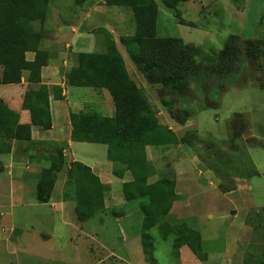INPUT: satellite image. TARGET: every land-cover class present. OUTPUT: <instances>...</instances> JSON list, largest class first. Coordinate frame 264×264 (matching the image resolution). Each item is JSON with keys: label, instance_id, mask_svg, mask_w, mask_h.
<instances>
[{"label": "trees", "instance_id": "trees-1", "mask_svg": "<svg viewBox=\"0 0 264 264\" xmlns=\"http://www.w3.org/2000/svg\"><path fill=\"white\" fill-rule=\"evenodd\" d=\"M86 1L76 0L75 4L82 6ZM161 1L168 9L178 13V6L189 0ZM105 3L111 7L131 9L136 29L133 35L124 36L122 42L137 69L149 82L161 87L162 97L189 96L191 81L207 79L209 73L227 79L229 75H234L243 58L259 60L264 68L263 42L243 41L239 36L231 35L220 52H208L181 39L160 38L156 0H106ZM49 12L50 0H0V85L21 83L25 72H29V82H41L42 68L48 65L50 55L48 50L42 49L44 30H36L34 24H45ZM181 24L187 25L184 22ZM99 32L106 37L105 52L76 54L75 66L64 74L65 83L70 87L107 90L114 102L115 115L104 117L96 112L72 113V141L107 145L114 174L123 176L125 172H130L132 180L123 185L124 195L128 201L146 198V201H140L145 239H149L147 232L157 227L162 238L175 236L173 254L176 258H179V249L188 245L197 259L207 264L209 253L201 233L186 223L172 224L168 220L169 211L178 199L176 180L165 177L149 184L155 168L148 161L147 147L173 146L182 143V140L168 126L160 123L146 94L130 76L112 34L106 29ZM28 53L34 54L33 60L27 58ZM260 88L264 89V82L260 83ZM50 93L58 100L63 99L59 86L49 88L41 85L39 89L26 93L22 108L30 112V124L20 123L19 113L10 110L0 97V147L4 145L10 151L13 142H31L32 125L43 130L52 127ZM164 105L169 106L168 103ZM169 112L181 125L189 119L187 109L179 112L181 116L171 108ZM64 149L60 146L51 158V165L42 170L35 191L37 203L51 200L58 174L65 167ZM3 171L0 161V174ZM108 189L109 186L103 184L89 166L81 162L70 165L65 194L69 193L75 199L78 221H89L104 210ZM261 215H264V207L250 210L247 225L255 230L264 227L263 220L259 219ZM150 244L146 241V253L156 263L148 250ZM251 255L247 253L248 259H244V264H252ZM257 261V264H264V254Z\"/></svg>", "mask_w": 264, "mask_h": 264}, {"label": "rangeland", "instance_id": "rangeland-1", "mask_svg": "<svg viewBox=\"0 0 264 264\" xmlns=\"http://www.w3.org/2000/svg\"><path fill=\"white\" fill-rule=\"evenodd\" d=\"M75 1L50 0V7L52 11H55L56 8L60 10L61 7L64 12L62 19L70 21L68 19L73 17L71 11H74L71 7H77ZM105 1L87 0L83 6L78 7L85 6L92 11L91 17L84 21L81 30L96 34L102 43L101 47L96 46L94 49L91 48V44L83 48L84 52H105L106 37L105 34L99 32L102 29H97L99 26H105L114 31L118 39L117 47L127 60L130 76L144 91L157 113L165 110V115L172 121L175 132L182 140V143L175 145V152L169 157H166L168 153L161 150L159 154L161 158L156 159L157 154L152 150L162 149L161 147H150L149 157L156 166H160L162 174H166L165 176L172 177L173 175L169 171L170 167H167L168 161L171 160L181 164L183 172L194 167L200 171H207L208 175L199 177V180L214 181L215 191H219L220 196L228 194L229 197L221 198L222 202H220V198L214 195L209 196L207 205L210 207L211 203H218L220 211L225 212L228 217L225 219L215 216L214 220L208 219L207 216H210L209 213L214 210L207 208V216L202 218V222L207 219L211 224L215 223L220 235L226 234L232 223L229 233L233 238V251L230 250L227 257L232 263L228 262V264H244V259H248L247 253L252 254L251 258L249 257L251 263L257 264L260 255L264 254V227L255 230L247 225L246 218L250 210H260L264 207V89L260 88V83L264 82V68L261 67L260 61L243 58L234 75H229L227 79H221L217 74L209 73L207 79H201L199 82L191 81L189 96L162 97L160 96L161 87L149 82L137 69L130 59L125 43L122 42L123 36L133 35L136 29L131 9L107 6ZM156 2L159 7L157 32L160 38L181 39L184 43L201 46L208 52H220L231 35H237L243 41L257 40L264 43V0H189L178 6V13L176 10L168 9L161 0H156ZM44 25L34 24L36 30L39 31L44 30ZM48 35L46 34V36ZM83 38L86 41L88 36ZM45 47L51 49L49 45ZM71 55L72 50L69 48L68 58ZM27 58L31 59L32 53H28ZM204 66L207 67L208 64L204 63ZM25 74L28 76L29 72H25L24 76ZM68 90L69 98L73 102L86 101L90 103L95 100V96L99 92L87 87H69ZM106 94L108 98H111L108 91ZM164 103H168L169 106H165ZM83 105L75 106L74 109H80V107H84ZM170 108L175 112L178 111V116H181L179 112L182 109H187L189 119L185 124H179L171 117ZM94 111L97 110L93 103L83 110V112ZM161 120H164L163 115ZM77 148L85 152L83 156H78L82 159L81 161H85L87 156H95L100 160L107 161L108 147L106 145L81 144ZM188 152L193 158L191 162L184 158ZM249 174L255 175L249 176ZM35 176V181L28 180L31 183L28 196L34 191L35 197L36 185L41 178V172L35 173ZM60 178L57 179V189L54 188L53 191L55 198L60 188ZM28 196L26 200H28ZM55 201L57 200L53 202ZM41 208L43 212L53 214L56 221L55 230L52 227H39L37 221L32 224L34 227H31L30 230L34 228V231L28 233V236H21L20 230H16L14 237L19 249L16 253L10 252L12 250H10L7 240L0 239V264H60L61 259L71 262V259L82 260L83 258L81 264H95L97 261L90 252L84 249L72 252V254L63 255L61 253L60 239L69 227L61 223L60 212L51 210V206ZM53 208L57 209L58 206L54 205ZM103 212L104 210L101 211L99 217L98 215L94 216L95 219L92 218L85 223L91 234L94 232L104 233V231L119 234L121 231L138 229L136 225H139V229L141 227V214L138 218L139 223L136 222L134 225L128 226L121 219L110 218L113 217L112 213L109 212L108 215ZM18 214L19 209H16V217ZM259 219L264 222V215H261ZM32 222L30 221V223ZM191 225L197 227L195 224L191 223ZM42 229L55 231L51 241L44 242L41 239L39 231ZM204 235L205 247L220 251L222 248L220 246L223 243L219 244L214 241L211 233L208 235L204 233ZM26 242L28 243L25 244ZM104 255L96 253L94 256L101 259L106 256ZM213 257L211 254L210 259L212 260ZM216 260L213 261V264L220 263ZM132 261L133 259H126L122 264ZM111 263L117 264L114 259H108L106 262V264ZM134 264H139V262L135 260Z\"/></svg>", "mask_w": 264, "mask_h": 264}, {"label": "crops", "instance_id": "crops-1", "mask_svg": "<svg viewBox=\"0 0 264 264\" xmlns=\"http://www.w3.org/2000/svg\"><path fill=\"white\" fill-rule=\"evenodd\" d=\"M78 7L79 6L71 7L74 11H71L73 17L68 19L70 21L62 19L64 12L61 10V7L60 10L56 8L55 11H52L50 7L48 19L44 25L45 35L42 42V49L48 50L50 56L48 65L42 68L41 82H29L27 79L28 76L25 74L22 82L19 84L0 85V97L10 110L19 113L20 123L22 124L31 123L30 112L22 108L24 97L29 90H37L41 85H46L49 88L59 86L62 88L63 96L62 100H58L52 93L49 95L50 114L52 118V127L49 130H43L39 126L32 125L31 142L19 144L13 142L10 151H7V148L4 145L0 147V161H2L4 167V171L0 174V203L5 204H0V239L7 240L10 250H12L10 252L16 253L19 251L17 241L14 237L16 230H20L21 236H28V233L34 231V228L33 230H30V228L34 227L32 224L36 221L39 227H52V229L55 230L56 221L52 216L53 214H48L41 210V207L51 206V210L60 212L61 223L64 226L69 227V229L67 228L65 235L61 234L60 245L62 247H60V250L63 251H61L63 255L67 253L72 254V252L75 253L84 249L85 251L90 252L92 257L97 261L95 264H106L108 259L116 260L117 264L124 263L126 259H133L132 262L127 264H134L135 260H137L139 264H202L188 245H183L179 249V258H176L173 254L175 236L169 235L167 238H162L157 227L148 231L147 234L149 239H145V233L142 230L143 212L140 208V201H146V198L131 201L126 199L123 185L130 182L132 176L130 172H125L123 176L115 175L114 164L108 159V153L107 161L100 160L95 156H91V154H89L91 157L87 156L85 161H81L82 159L78 157L83 156L85 152H82L77 146L92 143L72 141V124L70 115L72 113L83 112L84 108L92 103L97 110L94 112L97 114L104 117H112L115 115L114 102L112 97L108 98L106 94L107 90H98L99 92L95 96V100L90 103L86 101L73 102L69 98L70 92L68 88L70 86L66 85L64 74L75 66V55L78 53H85L83 48H86L91 44V48L93 49L96 46L101 47L102 45L96 34L91 33L90 31L81 30L82 25L85 23L84 21L87 20L88 17H91L92 11L85 6L82 8ZM52 12L53 14L51 15ZM49 29H51V31H48ZM97 29H106L110 32L118 45L117 36L112 29L105 26H99ZM46 34L49 35L46 36ZM85 36H88L86 41L83 38ZM46 45H49L51 49L46 48ZM69 48L72 50L70 58H68ZM122 55L127 65V60L124 54ZM33 59L34 54L32 53V58L29 60ZM1 75L2 67L0 66V78ZM80 104H84V107L74 109L75 106ZM151 108L156 113L160 123L168 126L169 129L175 132V129L172 126V121L165 115V110L163 109L157 113L155 107L151 105ZM162 115L164 116L163 121L161 120ZM60 146L65 148V167L58 174V180L59 177H61L58 194L56 198L52 195V198L48 203H37L34 197V191L28 196V192L30 191L29 185L31 184L28 180L33 179V181H35V173L42 172L44 168L51 165V158L54 152L57 149H60ZM174 147L175 145L163 146L161 147L162 149L157 148L152 151L157 154L156 159H158L161 158L159 155L161 150L168 153L166 157H169L170 154L175 152ZM149 148L150 147H147L146 149L147 158L155 168L154 176L149 179V184H152L162 178L170 176L162 174L160 166L155 165L151 157H149V151H151ZM183 151L185 152L186 150ZM184 158L188 162L193 161L189 152ZM73 162H81L89 166L94 174L99 177L100 181L109 186L105 195V208L103 213H108V215L109 212L112 213L113 217L110 218L117 220L121 219L125 221L128 226L134 225L136 222L139 223L138 218H140L141 214L140 229L139 225H136L138 229H130L126 232L121 231L119 233L120 235L115 232L114 234L113 232L106 231H104V233L94 232L91 234V231L87 229L88 225L85 224L87 221L83 223L78 221L75 212L76 202L73 195L68 193L66 196L65 194L67 173ZM168 163L167 167H170L169 171L173 174L172 178L176 180V194L178 196V199L174 202L169 211L168 220L172 224L182 222L188 224L190 227H193L191 223L195 224L197 227L193 228L201 233L204 245L206 243L204 233L207 235L210 233L213 234L212 237H214V241L219 242V244L223 243V245L220 246V248L222 247L220 251L206 248L209 253L207 264H213V261H215L216 258H218L216 261L220 262L218 264H228L231 260L227 259V257L233 246V238L229 233L230 229H232L230 228L232 227V223L229 225V231L226 234L220 235L215 223L211 224L207 219L205 222H202V218L207 216V208H213L215 211L209 213L210 216H207L208 219L214 220L215 216L224 217L225 219L228 217L225 212L220 211L218 203H211L210 207L207 205V199L209 196L212 197V195H214L217 198H220V202H222L221 198H229L227 196L228 194H222L220 196L219 191H215V187H213L214 181L212 180H199V177L201 178L203 175H208L207 171H200L198 168L194 167L189 171L183 172L182 165L176 163L175 160L168 161ZM58 180L56 182L55 190L58 187ZM27 189L29 190L27 191ZM27 196L28 200H26ZM54 200L57 201L53 202ZM54 205H57L58 208H53ZM118 208H121L122 210H116ZM16 209H19L17 217ZM32 209L35 210L32 211ZM114 213H116V215ZM97 215L99 217L101 212L97 213L95 217ZM95 217H93V219H95ZM30 221L33 222L30 223ZM54 233L55 231H51V229H42L39 231L40 237L44 242L51 241ZM223 240L225 241L223 242ZM146 241L147 243H151L148 250L152 252L156 263H153L146 253ZM27 243L28 242L25 244ZM135 249L138 251L136 252ZM96 253L105 254L106 256L104 255L105 257L98 259L94 256ZM211 254L214 256L212 260L210 259ZM83 259H71V262L61 259L60 264H81Z\"/></svg>", "mask_w": 264, "mask_h": 264}]
</instances>
